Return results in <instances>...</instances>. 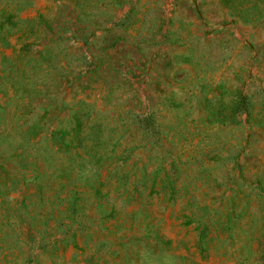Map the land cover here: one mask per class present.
I'll return each mask as SVG.
<instances>
[{"label":"rangeland","instance_id":"1","mask_svg":"<svg viewBox=\"0 0 264 264\" xmlns=\"http://www.w3.org/2000/svg\"><path fill=\"white\" fill-rule=\"evenodd\" d=\"M0 264H264V0H0Z\"/></svg>","mask_w":264,"mask_h":264}]
</instances>
